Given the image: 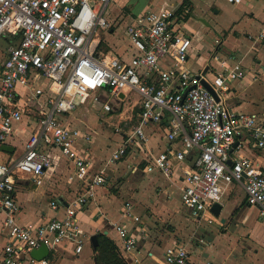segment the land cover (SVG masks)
<instances>
[{
    "label": "built area",
    "instance_id": "built-area-1",
    "mask_svg": "<svg viewBox=\"0 0 264 264\" xmlns=\"http://www.w3.org/2000/svg\"><path fill=\"white\" fill-rule=\"evenodd\" d=\"M239 5L243 0H226ZM109 0H0V38L11 45L0 66V145L15 133L24 112L32 111L35 126L24 144L23 155L0 162L1 231L6 242L0 245V264H49L37 261L30 252L42 244L48 251L71 243L79 254L89 237L81 230L77 208L93 198V188L105 183L103 172L91 175L92 163L75 147L79 132L61 123V117L87 102L90 95L107 89L119 95L138 96V123L131 135L108 159L115 163L126 156L133 140L147 142L144 127L168 119L166 139L180 138L182 148L165 149L152 158L146 172L169 178L175 168L182 175L181 202L194 219L219 204L231 184H241L245 202L259 211L264 221V170L238 155L228 165L229 152H239L244 143L264 151V123L254 115L226 107L229 82L243 80L245 70L231 56V63L215 52L210 61L219 66L212 76L205 70L192 73L186 68L190 36L179 28L172 10L147 12L131 17L124 28L128 59L103 52L99 31L111 28L107 18ZM264 44V24L254 38ZM264 77V67L258 70ZM48 81L47 91L34 88L20 95L17 88H32V75ZM203 83L211 87L215 98ZM125 94V95H124ZM105 112L118 113L106 102ZM88 140V138H85ZM40 148H54L71 165L66 183H77L80 193L64 209L61 218L41 225L17 223L19 205L15 199L16 180L26 176L35 186L44 182L52 158ZM193 152V154L191 153ZM191 156L183 169L181 164ZM52 210H59L56 201ZM125 204V216L131 217ZM134 221L138 218L133 217ZM123 252L135 249L136 240L121 224L114 225ZM162 264H193L183 245L168 246Z\"/></svg>",
    "mask_w": 264,
    "mask_h": 264
},
{
    "label": "crops",
    "instance_id": "crops-1",
    "mask_svg": "<svg viewBox=\"0 0 264 264\" xmlns=\"http://www.w3.org/2000/svg\"><path fill=\"white\" fill-rule=\"evenodd\" d=\"M163 10H173L179 28L191 38L186 62L190 72L205 70L211 76L218 72V64L210 61L215 52L222 53L221 58L228 63L233 58L241 64L245 78L228 83L224 103L230 110L252 114L264 123V77L257 73L264 67V44L254 39L264 24V0H243L239 5L229 4L226 0H109L107 18L111 28L103 31V40L99 36L100 48L128 59L130 54L124 36L126 23L131 17ZM203 39L209 46L204 55L200 43ZM10 45L9 38H0V66ZM34 88L47 91L48 81L33 74L32 88L18 87L16 90L20 95H26ZM138 101V96L133 93L119 101L104 89L61 117L63 125L79 132L75 147L90 158V174L103 172L106 180L102 186L93 188L91 200L77 208L81 230L89 238L103 235L110 239L126 264H162L165 249L175 244L185 246L193 264H264V221L257 208L246 204L241 184H231L227 188L219 203L218 217L213 215L210 207L204 216L194 219L181 202L183 181L176 169L177 163L173 164L175 170L169 178L145 171L152 158L165 149L180 151L182 148L180 138L167 141V118L161 124L148 123L144 127L147 142L133 140L125 157L109 163L110 154L127 140L138 123ZM106 102L115 105L118 113L105 112L103 105ZM35 118L32 111L24 112L22 121L14 126L15 133L1 144L9 148L8 151L0 149L1 163L23 155ZM40 149L52 158V167L46 171L40 187L26 176L16 180L17 223L21 226H38L61 218L64 209L80 193L77 183H66L72 169L66 158L57 149ZM238 155L264 170L263 150L244 143L239 152L233 149L229 153V161L232 163ZM191 156L181 164L183 169L189 165ZM53 201L59 204V210L50 208ZM127 203L131 206V217L125 216ZM3 219L0 212V245L6 242L1 231ZM118 224L135 238L134 250L122 251L114 229ZM74 250L73 244L64 243L50 250L45 260L49 264H96V249L89 241L83 244L79 254Z\"/></svg>",
    "mask_w": 264,
    "mask_h": 264
},
{
    "label": "trees",
    "instance_id": "trees-1",
    "mask_svg": "<svg viewBox=\"0 0 264 264\" xmlns=\"http://www.w3.org/2000/svg\"><path fill=\"white\" fill-rule=\"evenodd\" d=\"M96 264H126L113 242L103 235L97 236Z\"/></svg>",
    "mask_w": 264,
    "mask_h": 264
},
{
    "label": "water",
    "instance_id": "water-1",
    "mask_svg": "<svg viewBox=\"0 0 264 264\" xmlns=\"http://www.w3.org/2000/svg\"><path fill=\"white\" fill-rule=\"evenodd\" d=\"M203 85H204L205 88L209 91V93L215 98L216 96H215L213 90L211 89V87L208 86V85L205 84V83H203ZM119 98H123V95L120 94V95H119ZM235 147H236V143L232 146V149L230 150L229 153H231ZM0 149L3 150V151H4V150H5V151H8V150H9V148H8L7 146H5V145H1V146H0ZM231 164H232V163H231L230 161H228V165H231ZM210 211L213 213V215H214L215 217H218V216L220 215L221 206H220L219 204H213V205L211 206V208H210ZM223 222H224V220L222 219V220H221V223H223ZM89 243H90V245L92 246L93 249H96V247H97V245H98V242H97V238H96L95 235H93V236H91V237L89 238ZM48 254H49V251H48V249L46 248V246L43 245V244H42L38 249H34V250H32V251L30 252V256H31L33 259L37 260V261H40V260H43V259L47 258Z\"/></svg>",
    "mask_w": 264,
    "mask_h": 264
},
{
    "label": "rangeland",
    "instance_id": "rangeland-1",
    "mask_svg": "<svg viewBox=\"0 0 264 264\" xmlns=\"http://www.w3.org/2000/svg\"><path fill=\"white\" fill-rule=\"evenodd\" d=\"M99 36H100V38L103 40V32L99 31ZM123 43L125 44V42H123ZM200 43H201L202 46H203V50L201 51V53H202V55H204V54L208 51V49H209L208 42H207L206 39H203ZM112 52L114 53V51H112ZM114 54H115V53H114ZM218 56H219V58H221V57H222V53L218 54ZM221 59H222V58H221ZM132 97L135 98V95H132ZM129 102H132V99H131ZM101 114H102V113H101ZM127 114H128V113H127ZM112 147H114V146H112ZM114 148H115V147H114ZM114 148H113V149H114Z\"/></svg>",
    "mask_w": 264,
    "mask_h": 264
}]
</instances>
